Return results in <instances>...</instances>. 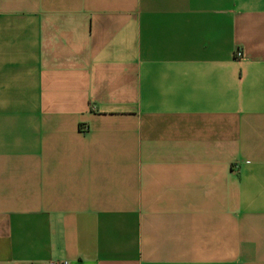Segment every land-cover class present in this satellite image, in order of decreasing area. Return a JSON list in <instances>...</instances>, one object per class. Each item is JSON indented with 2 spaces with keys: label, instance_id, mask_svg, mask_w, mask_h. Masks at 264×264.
I'll use <instances>...</instances> for the list:
<instances>
[{
  "label": "crops",
  "instance_id": "1",
  "mask_svg": "<svg viewBox=\"0 0 264 264\" xmlns=\"http://www.w3.org/2000/svg\"><path fill=\"white\" fill-rule=\"evenodd\" d=\"M62 260L264 264V0H0V264Z\"/></svg>",
  "mask_w": 264,
  "mask_h": 264
},
{
  "label": "built area",
  "instance_id": "2",
  "mask_svg": "<svg viewBox=\"0 0 264 264\" xmlns=\"http://www.w3.org/2000/svg\"><path fill=\"white\" fill-rule=\"evenodd\" d=\"M237 54L238 56H242L241 52H238ZM56 264H69V262L66 260H62V261L57 262Z\"/></svg>",
  "mask_w": 264,
  "mask_h": 264
}]
</instances>
